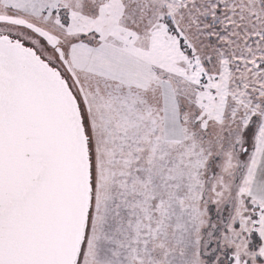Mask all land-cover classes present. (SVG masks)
I'll use <instances>...</instances> for the list:
<instances>
[{
  "label": "snow or ice",
  "instance_id": "snow-or-ice-1",
  "mask_svg": "<svg viewBox=\"0 0 264 264\" xmlns=\"http://www.w3.org/2000/svg\"><path fill=\"white\" fill-rule=\"evenodd\" d=\"M0 264H264V0H0Z\"/></svg>",
  "mask_w": 264,
  "mask_h": 264
}]
</instances>
